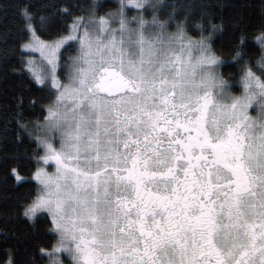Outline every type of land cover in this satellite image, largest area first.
Returning <instances> with one entry per match:
<instances>
[{"label": "snow or ice", "instance_id": "snow-or-ice-1", "mask_svg": "<svg viewBox=\"0 0 264 264\" xmlns=\"http://www.w3.org/2000/svg\"><path fill=\"white\" fill-rule=\"evenodd\" d=\"M40 7H21L19 47L48 95L42 119L24 118L23 98L12 119L18 141H35L42 187L23 216L49 215L48 264H264V25L255 59L238 38L237 82L214 45L223 22L207 13L173 4L161 19L150 0L87 18ZM50 161L51 174L39 166ZM10 175L23 179L18 166Z\"/></svg>", "mask_w": 264, "mask_h": 264}, {"label": "trees", "instance_id": "trees-1", "mask_svg": "<svg viewBox=\"0 0 264 264\" xmlns=\"http://www.w3.org/2000/svg\"><path fill=\"white\" fill-rule=\"evenodd\" d=\"M153 1L161 19L167 17L169 9L166 6L176 4L183 6L178 8L179 15L188 8L197 17L203 12L211 16L214 23L223 22L224 29L216 34L214 45L217 53L229 62L221 68L229 81L238 82L241 75L240 65L231 62V57L242 32L249 37L245 51L251 58H256L259 48L253 38L264 25V0ZM49 3L71 5L74 15L85 17L93 11L104 15L117 6L116 0H0V264H7L9 258L14 264H48V258L41 255L40 249H51L56 243V235L49 231L51 221L47 213L37 215L35 222L23 216L24 206L36 197L40 185L32 178L37 167L32 155L35 141H18L14 134L15 120L12 119L21 111L17 108L20 98L24 102L22 113L25 119H42L39 102L45 101L48 93L30 79L22 64L19 45L25 34L21 30L20 9L31 4L40 11L41 5ZM43 38L51 39V36ZM69 54L75 55V51L70 50L63 58ZM32 99L38 101L35 109L29 105ZM17 166L23 177L21 181L10 175L11 168Z\"/></svg>", "mask_w": 264, "mask_h": 264}, {"label": "rangeland", "instance_id": "rangeland-1", "mask_svg": "<svg viewBox=\"0 0 264 264\" xmlns=\"http://www.w3.org/2000/svg\"><path fill=\"white\" fill-rule=\"evenodd\" d=\"M116 2H117V6H116V8H117V7H118V4H119V0H116ZM150 3L156 5L155 2H154L153 0H150ZM116 8H115V9H116ZM115 9H114V10H115ZM112 11H113V10H112ZM135 14H136V10L133 8L132 11L129 12V15L131 16V15H135ZM86 18H87V17H86ZM146 18L150 19L151 17L148 16V15H146ZM31 54L34 55V56L37 58V60H39V53H31ZM237 86H238V87L240 86L239 83H238ZM233 91H234V90H233ZM234 92H235V91H234ZM235 94L239 95V92H236ZM56 146L58 147V142H57ZM39 166L44 167V168L46 169V171H48L50 174L55 172V167H56V166H55V163H54V162H51V161H50L47 165H45V164H43V162H41V164H40ZM41 187H42V186L40 185V188H41ZM42 213H47V212L44 211V210H42V211L38 212L37 215L42 214Z\"/></svg>", "mask_w": 264, "mask_h": 264}, {"label": "flooded vegetation", "instance_id": "flooded-vegetation-1", "mask_svg": "<svg viewBox=\"0 0 264 264\" xmlns=\"http://www.w3.org/2000/svg\"><path fill=\"white\" fill-rule=\"evenodd\" d=\"M61 259L64 260V264H70V257H68L67 254L62 255Z\"/></svg>", "mask_w": 264, "mask_h": 264}]
</instances>
